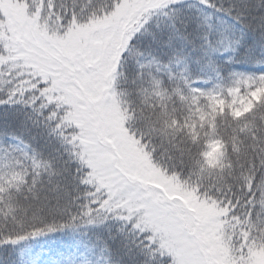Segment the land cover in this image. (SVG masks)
<instances>
[{"label": "snow or ice", "instance_id": "6c2138e0", "mask_svg": "<svg viewBox=\"0 0 264 264\" xmlns=\"http://www.w3.org/2000/svg\"><path fill=\"white\" fill-rule=\"evenodd\" d=\"M0 264H264V0H0Z\"/></svg>", "mask_w": 264, "mask_h": 264}]
</instances>
